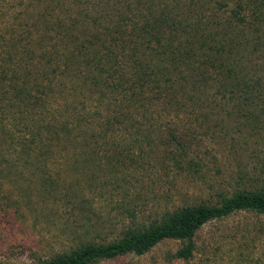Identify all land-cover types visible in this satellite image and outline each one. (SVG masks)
<instances>
[{
    "label": "rangeland",
    "instance_id": "374dc122",
    "mask_svg": "<svg viewBox=\"0 0 264 264\" xmlns=\"http://www.w3.org/2000/svg\"><path fill=\"white\" fill-rule=\"evenodd\" d=\"M229 8L218 9L215 0H0V63L11 74L48 71L39 101L25 124H16L34 149L17 139L0 145V264H37L86 243L118 240L179 207L216 205L264 186L260 106L240 108L236 100L212 107L206 97V110L194 114L165 105L153 91L145 117L110 126L103 121L127 100L89 85L112 73L134 81L145 54L161 68L174 51H201L224 33L240 35L237 50L264 38V22L232 25ZM16 122H0V134L16 131ZM98 141L112 168L93 154ZM46 164L50 175L43 174ZM193 242L188 258L177 255L187 242L168 238L144 254L92 264H264V213L211 220Z\"/></svg>",
    "mask_w": 264,
    "mask_h": 264
},
{
    "label": "trees",
    "instance_id": "16d2710c",
    "mask_svg": "<svg viewBox=\"0 0 264 264\" xmlns=\"http://www.w3.org/2000/svg\"><path fill=\"white\" fill-rule=\"evenodd\" d=\"M215 4L218 9L231 6L228 21L230 20L232 25L250 23L253 19L264 22V0H215ZM257 33L260 34L258 31ZM224 34L218 39L216 37L201 51L193 49L174 51L171 57L167 58L168 67L150 66L145 54L137 65L139 71L132 82L124 81L122 78L116 79L115 73L110 74L109 80L104 83H102L103 79L92 80L94 84L89 83L91 88L99 91L98 86L95 85L103 84L101 90L107 88L105 90L108 97L115 101L120 98L127 100V103L122 102L123 107L115 117H107L103 123L114 126L128 123L140 115L145 117L146 103L150 101L148 94L153 91L157 93L156 99L162 97L165 99L162 102L165 105L175 106L177 110L187 108L194 114L206 110L207 104L202 101L206 97L215 102L212 107L242 100L240 108L260 106L264 111V38L260 35L261 37L253 39L252 46L237 50L235 47H240L243 41L240 35L235 34V31ZM163 52L167 54L173 51L165 49ZM1 56L0 54V60H2ZM160 60L165 64V59L160 58ZM189 60L191 63L188 62ZM35 62L33 60L31 66L35 65ZM2 63H0V122L3 124L15 120L17 122L14 129L16 131L12 130L4 136L0 134V145L8 141L14 143L17 139L23 147L33 150L35 143L28 141L23 124H16L20 121L25 124L23 116L32 110L37 100L39 101L37 93L44 86L47 87L43 77L48 75V71L40 73L32 68H26V75L24 71L17 74L13 70L11 74L8 67L4 66L5 62ZM22 78H28V81ZM88 78L89 76L84 81L89 80ZM50 82L53 84L55 81ZM189 87L193 92L198 91L202 95L190 94ZM179 96L182 98L179 99ZM101 102L103 101L99 102L100 106L103 104ZM95 116H102L100 108ZM27 126L31 130V126L29 124ZM139 127L143 128L141 125ZM141 129L139 130L142 132L141 137H147L145 131L148 129ZM21 132L23 135H18ZM94 153L109 166L111 162L108 160L109 151L99 141L95 147L93 146ZM109 167L112 168V165ZM43 171V174L50 175L48 166L47 170ZM240 210L264 213V186L252 190H239L216 205L202 203L179 207L149 225L128 229L118 240L107 243H86L70 253L40 258L37 264H92L98 260L116 258L128 253L144 254L160 241L168 238L186 241L187 245L180 249L177 255L188 258L192 255L195 246L194 236L199 228L211 220L229 216Z\"/></svg>",
    "mask_w": 264,
    "mask_h": 264
}]
</instances>
